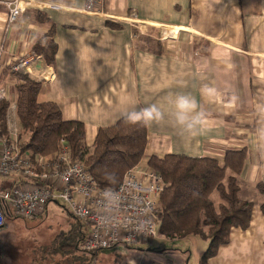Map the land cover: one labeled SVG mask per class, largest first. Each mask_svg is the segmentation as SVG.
<instances>
[{"label":"crops","instance_id":"crops-1","mask_svg":"<svg viewBox=\"0 0 264 264\" xmlns=\"http://www.w3.org/2000/svg\"><path fill=\"white\" fill-rule=\"evenodd\" d=\"M8 1L0 0V89L8 91L16 127L19 80L7 64L36 52L40 40L52 42L56 63L42 71L54 76L42 82L38 102L54 103L65 120L82 122L89 148L100 129L157 104L164 119L147 124L143 167L152 156L222 162L228 150L246 149V191L264 183V0H103L93 9L86 0H63L60 10L50 8L58 0L23 1L11 25ZM205 84L215 94L202 93ZM178 94L194 96L208 114L195 136L175 123ZM245 200L257 203L250 227L233 229L208 264H264V198L256 190ZM178 261L173 264H184Z\"/></svg>","mask_w":264,"mask_h":264},{"label":"trees","instance_id":"trees-1","mask_svg":"<svg viewBox=\"0 0 264 264\" xmlns=\"http://www.w3.org/2000/svg\"><path fill=\"white\" fill-rule=\"evenodd\" d=\"M48 37H52L51 32ZM34 50L45 57L48 66L55 65V44L50 42L45 46L40 40ZM16 77L19 80L14 88L17 94V130L22 152L29 153L33 158L48 157L58 152L60 141L66 140L73 159L86 166L96 183L107 189L117 188L125 174L144 158L147 124L128 123L124 116L115 125L100 129L93 147L89 148L82 122L65 120L60 107L54 103L38 102L42 82ZM9 109L10 102L0 100L1 137L8 135ZM246 160V149L228 150L222 162L211 157L152 156L149 166L162 176L165 183L159 216L160 235L172 241L188 237L209 241V247L201 258V264H208L218 250L229 243L233 229L247 230L257 203L242 197L243 192L247 193L241 179ZM108 173L116 175V183L106 179ZM255 189L264 198V183H258ZM214 194L220 198L219 205L213 201ZM260 209L264 214V202ZM68 212L73 219L71 228L55 238L51 253L65 258L62 262L66 264H92L96 255L81 249L88 236V227L76 220L70 210ZM5 216L6 220L11 217L18 219L10 211L5 212ZM167 251L184 254L178 249L162 253Z\"/></svg>","mask_w":264,"mask_h":264},{"label":"built area","instance_id":"built-area-1","mask_svg":"<svg viewBox=\"0 0 264 264\" xmlns=\"http://www.w3.org/2000/svg\"><path fill=\"white\" fill-rule=\"evenodd\" d=\"M35 5L34 0H11L9 24L17 22L24 11L22 2ZM89 9L103 0H86ZM53 10H60L55 6ZM0 52V72L5 64ZM13 75L28 77L38 82L49 81L54 74L43 72L46 60L37 52L21 54L7 64ZM48 75V76H47ZM53 75V76H52ZM7 89H0V100H9ZM7 116L8 135L0 136V178L12 177L10 187H0V232L6 227L5 212L14 217L34 221L43 216L49 204L62 201L73 217L88 227V236L81 249L89 254L112 250L119 245L133 246L155 240L160 229L161 198L165 183L160 174L149 165L140 163L130 169L115 189L119 200L107 205L101 188L86 166L73 159L66 140L59 143L55 154L44 157L30 156L20 148L19 132ZM3 246L0 242V264H3Z\"/></svg>","mask_w":264,"mask_h":264},{"label":"rangeland","instance_id":"rangeland-1","mask_svg":"<svg viewBox=\"0 0 264 264\" xmlns=\"http://www.w3.org/2000/svg\"><path fill=\"white\" fill-rule=\"evenodd\" d=\"M13 183L12 177L0 178V187H10ZM253 194H256L255 188L247 190L242 197L249 199ZM212 198L216 205H219L218 194H214ZM68 210V206L58 201L57 204H51L47 214L39 220L9 218L6 227L0 233L3 264H57L58 261L59 264H66L62 262L65 258L51 253L50 248L59 234L67 233L71 228L73 219ZM208 247L209 241L199 237L169 240L160 235L158 228L155 240L133 246L119 245L112 250L102 251L97 253V259H94L92 264H173V261L178 260L185 264V259L188 260V264H201V258ZM175 249L184 252V256L180 253L174 254L173 251L162 253ZM172 255H176V258Z\"/></svg>","mask_w":264,"mask_h":264},{"label":"clouds","instance_id":"clouds-1","mask_svg":"<svg viewBox=\"0 0 264 264\" xmlns=\"http://www.w3.org/2000/svg\"><path fill=\"white\" fill-rule=\"evenodd\" d=\"M55 7L62 8L63 0H58ZM209 92L215 94L216 90L205 84L202 89L203 92ZM174 119L175 123L182 132H186L189 135L195 136L204 130V125L207 122L208 114L204 108L198 103L196 98L190 94H178L174 100ZM125 119L131 124H149L153 122H160L164 119V112L157 104H150L146 107H142L139 110H133L125 115ZM261 134H264V129L261 130ZM106 179L110 183H116L117 177L114 173L106 174ZM104 200L107 205H113L119 200V194L106 190L103 194Z\"/></svg>","mask_w":264,"mask_h":264},{"label":"bare ground","instance_id":"bare-ground-1","mask_svg":"<svg viewBox=\"0 0 264 264\" xmlns=\"http://www.w3.org/2000/svg\"><path fill=\"white\" fill-rule=\"evenodd\" d=\"M167 34H168V32H166L164 36H166ZM51 72H52V71H51V70H49V73H51ZM47 76H48V75H47Z\"/></svg>","mask_w":264,"mask_h":264},{"label":"flooded vegetation","instance_id":"flooded-vegetation-1","mask_svg":"<svg viewBox=\"0 0 264 264\" xmlns=\"http://www.w3.org/2000/svg\"><path fill=\"white\" fill-rule=\"evenodd\" d=\"M1 233V232H0Z\"/></svg>","mask_w":264,"mask_h":264},{"label":"water","instance_id":"water-1","mask_svg":"<svg viewBox=\"0 0 264 264\" xmlns=\"http://www.w3.org/2000/svg\"><path fill=\"white\" fill-rule=\"evenodd\" d=\"M150 251V250H149Z\"/></svg>","mask_w":264,"mask_h":264}]
</instances>
